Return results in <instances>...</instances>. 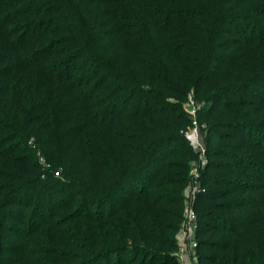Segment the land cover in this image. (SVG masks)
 I'll list each match as a JSON object with an SVG mask.
<instances>
[{
    "label": "trees",
    "instance_id": "1",
    "mask_svg": "<svg viewBox=\"0 0 264 264\" xmlns=\"http://www.w3.org/2000/svg\"><path fill=\"white\" fill-rule=\"evenodd\" d=\"M191 90L205 102L208 155L226 159L207 168L233 175L204 174L200 264H264V183L236 177L264 168V123L256 120L264 111V0H0V195L26 200L24 242L57 211L98 205L121 181V264H180L173 252L184 196L152 190L189 180L197 153L181 132L191 120L180 103ZM32 137L49 163L43 171L24 145ZM231 137L240 156L215 144ZM29 161L32 175L19 165ZM47 200L54 205L42 213ZM81 210L76 219L106 223ZM69 241L81 245L75 235Z\"/></svg>",
    "mask_w": 264,
    "mask_h": 264
},
{
    "label": "rangeland",
    "instance_id": "2",
    "mask_svg": "<svg viewBox=\"0 0 264 264\" xmlns=\"http://www.w3.org/2000/svg\"><path fill=\"white\" fill-rule=\"evenodd\" d=\"M170 100L174 102L177 101V99L173 97H171ZM128 103V108L131 109L132 103ZM180 106L191 120L190 124L186 127H183L181 132L184 135V139L187 142V145L192 147L194 152L197 153V156L189 158L188 175L190 177L187 182L179 184L175 187L164 188L161 186L158 188H154L152 192L154 194L173 196L175 194H180L181 191L185 199V205L183 209V216H185L186 200L189 199L191 186L195 182L194 174H199V178L197 177V179L200 185L204 178V174L215 175L216 173L218 174V172H222V170L220 169L216 171V169L207 168L208 163L210 161L215 162L219 160H224V162H226V159L225 157H210L208 155L207 137L212 133L209 129L210 126H208L207 122L203 119L204 115L201 113L202 109L205 106V102L195 99V94L193 90H191L187 98H185L180 103ZM257 119L260 120V122H258L257 124L264 123V111H261L259 113V115L256 117V120ZM119 122L121 121L119 120ZM257 127L259 128V130H264V126L262 125H257ZM234 129L219 127L217 130L221 133H224L234 132ZM242 135H244L243 131ZM18 138L23 142L24 137L22 134L19 135ZM34 140L35 139L32 137L25 141L24 145L28 146L29 150L31 151V155L35 157V162L39 164L38 169L40 171H43L45 170V166L41 162V156H43V154L41 150H39V145H34ZM239 141L240 139L231 137L224 141L217 140L215 144L220 147H223V145L225 144V148L223 149L224 151H227L229 154H231V156H240L241 154H243V150L238 148L237 150H235L233 148L234 144H237ZM181 143H173L170 147L178 149L182 148ZM169 160H173L175 162L176 160H181L180 162H186V159L182 160L176 159L174 157L170 158ZM238 162L239 165L244 164L240 161ZM19 165L22 168L28 166V170H30L31 172L30 175H32L33 171L35 170L31 165V161L27 163L21 162ZM262 168L263 166H259L258 169L254 170L249 167V169L246 170V172H251L248 177H246L245 175H236V177L252 184H262L264 183V168ZM223 174L226 177L233 176L229 175V171H226ZM34 178L36 177H32V180ZM63 179L65 180L67 178L62 177L61 180ZM3 182L4 179L0 178V184H3ZM132 187H134V185L127 184L126 190L133 189ZM32 189H34V185L26 189L24 193H30ZM78 189L79 188H76V190ZM0 190H2V192L5 191H3L2 187L0 188ZM234 195L237 194H233L232 196ZM61 196L62 195L57 192L55 195V199H59ZM122 196H128V193L126 191L121 192V181H119V183L109 191L108 195H105V199L100 200V203L98 202V205H96L95 203L83 205L82 201H77L74 206L69 208L65 207L61 211H57V213L54 215V223L50 224L49 226L45 225L44 227H42L41 232L38 231V233H36L37 235L28 238L25 243L22 238L23 235H21L23 233V226L21 225L20 220L22 210L24 211L25 206L27 205L26 200L20 203L19 201L12 199L10 194L8 198L5 195L3 199H1L2 197L0 195V200L3 204V209H1L0 211V246L3 252L0 258L3 259L0 260V264L8 263L7 259L10 258L12 247L16 248L15 253L17 254V260H15V264H121V256L124 255L123 251H121V200L125 198H122ZM49 200L44 203V207H42L41 209L42 213L52 209L54 204H52V202H50ZM82 205L84 208L81 207ZM81 208L83 210H81ZM80 210L82 212L87 210L97 215L102 214L105 216L104 219L106 220V223H94V225H90L88 220L84 218L85 216H81L80 214L79 215L81 216V218L76 219V217H79L78 213ZM31 211L32 209L28 210L26 219H29L32 215ZM36 223L37 222H35V224ZM92 227L96 228V232L93 234ZM181 227L176 234L177 249H175L173 254L179 251L181 249V246L183 245V234L181 231ZM33 228H35V226ZM25 230L26 229H24V232ZM74 235L75 238L81 242L80 246L76 243H70L69 240H72V237ZM220 237L221 235H218L216 238L219 239ZM23 243L26 244V247H24V249L22 248ZM55 244L58 245L63 252L61 251L60 254L57 255H55V253H51L49 248L55 246ZM155 248L157 251L163 250V248L159 245L155 246ZM198 254H200V249H198ZM130 256L131 253L128 251L127 257H124L128 258ZM148 260L153 261V258L149 259L148 257ZM132 264L138 263L134 262Z\"/></svg>",
    "mask_w": 264,
    "mask_h": 264
},
{
    "label": "built area",
    "instance_id": "3",
    "mask_svg": "<svg viewBox=\"0 0 264 264\" xmlns=\"http://www.w3.org/2000/svg\"><path fill=\"white\" fill-rule=\"evenodd\" d=\"M41 162L45 166V169L49 167V163H47L46 159L43 156H41ZM56 175L60 176L61 174L59 171H56ZM43 176H45V174H43ZM198 176L199 174H194L195 182L191 186L189 199L186 200L185 216L181 227V231L183 234V245L181 246V249L174 254L177 256L180 264H199V220L196 210V197L197 194L201 191V184L199 185L197 179Z\"/></svg>",
    "mask_w": 264,
    "mask_h": 264
}]
</instances>
